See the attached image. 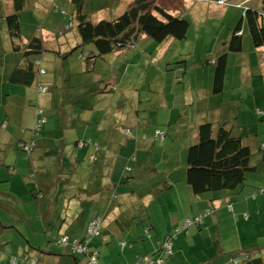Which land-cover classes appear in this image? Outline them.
I'll use <instances>...</instances> for the list:
<instances>
[{"label":"crops","instance_id":"1","mask_svg":"<svg viewBox=\"0 0 264 264\" xmlns=\"http://www.w3.org/2000/svg\"><path fill=\"white\" fill-rule=\"evenodd\" d=\"M20 1L27 2L24 9L17 11L16 7ZM51 2L50 0H0V174L4 172L3 167H6L11 176H17L19 174L17 168L20 169V164L25 165L23 170L29 171V178L33 173L37 175V186L40 189L38 196L40 194L43 196L37 197L39 211H34L37 216H40L42 223L37 232L38 236L41 234L40 239L33 240V245L38 248L31 252L26 247L13 243L18 241L17 236H14L12 241H10L11 238L9 242L5 241L7 231H9V237L13 231L9 230L11 227H3L0 222V264H23L15 263L16 258H13L11 254L22 258L26 253L31 257L39 258L41 264H76L77 262L67 252L59 256L57 250L45 246L44 241L47 237L45 232L52 227L61 226L60 234L66 233L72 238H80L89 219L97 215H104L105 218L103 235L96 243L97 251L101 255L104 254L101 264H134L140 256L158 251L166 237L178 229L185 218L203 214L211 203L208 195L193 194L186 182L185 171L181 169L185 164L188 148L198 141L199 128L202 124L210 122L214 125V129L224 124L236 135L241 136L245 144L254 146L258 141L259 144L254 146L256 150L264 143L260 142L261 139L256 134L253 135L254 139L250 143L242 128L243 121H247L248 118L254 124L256 121L263 120L256 114V110L264 109V82H261V89L256 85H252V89L249 90L243 87L247 84L245 74L249 68L251 69L248 66H251L252 61L248 60V55L240 59L242 64L234 63L239 68V71L235 72V90L229 77V68L231 70L236 68L232 65L233 53L231 52L228 54L225 88L222 95L217 96L213 93L214 70L204 67L202 61H200L202 79L200 78L196 84L184 77L181 81L182 85L176 87L175 79L167 80L169 77L167 74L164 78L155 74H152L150 78H143L142 87L146 92V98L137 106L143 118L148 119L143 130L145 133L152 134L157 124L163 123L167 126L165 131L168 140L162 150V159L160 158L166 165H155V161L151 159L152 150L155 148L150 149L149 146L139 144L136 151L132 143L120 142L118 131L121 129L123 131L124 126L135 122L136 107L122 106L119 101L104 93L106 77L96 75L94 68L84 70L86 67L84 62L76 60L74 55H71L81 45L80 41H73L72 36L63 38L61 48L54 51L57 54L54 60L51 58L49 61L42 54L38 58L33 55L29 60L30 63L33 62V66H30L34 73L32 82H28L22 76L14 79L15 68L20 63H26L22 60L23 53L16 52L15 45L26 46L39 35L36 29H41V27L38 28L40 18L49 19L50 31L52 34L57 33L56 28L59 21L63 19V15L56 9L59 7L67 14L74 10L72 0H64L65 4L60 6L57 1V8L56 6L51 8ZM234 3L237 7L243 5L241 8L243 10L248 4H258L260 1L235 0ZM205 5L197 7L195 11L207 14L208 11L220 13L231 7L225 5V8L218 7L209 3ZM14 13L19 15L22 34V40H14L15 44L10 38L7 20ZM239 13V18H243L244 12ZM59 15L60 18H58ZM246 34L247 37L244 38ZM230 38L231 29L229 28L222 37L219 54L227 51V42ZM145 39L146 37H143L142 40ZM243 40L244 48L239 53H256L260 61L257 68L264 75V49L253 46L245 28ZM53 42L54 40L50 37L44 36L46 48ZM169 42L172 41H168L162 50ZM68 45L70 49L67 48ZM64 50L67 51L63 53ZM69 52L70 57L67 54ZM112 56L110 61L115 62L114 70L116 71L120 69L119 66L124 67V62L128 60L126 51L117 52ZM135 56L132 54L129 60H133ZM216 59L212 53L207 54V65L214 67L213 62ZM36 60L40 65L35 64ZM52 63L53 65H50ZM170 63L167 61L166 66ZM162 64L164 65V59ZM40 69L46 74L42 71L40 74ZM196 69L195 72L201 71L199 68ZM118 72H124L127 75L131 72L129 75L133 79H136L139 74L135 70L131 71L129 64L125 66L124 71ZM90 73L96 75L95 78L89 75ZM41 84L50 86L48 94L39 93L38 88ZM172 85L176 87V91L171 89ZM201 92H204L206 97H200ZM231 92L235 95L227 102L220 103L221 101L217 100L225 99L226 94ZM244 93H247L245 97ZM169 94H174V98H170ZM250 97H253V103L250 102ZM29 107L33 109L28 113L32 116L31 120L24 114ZM38 108L44 109L47 123L40 130L37 138H34L33 128H35ZM65 109H68L67 112H64ZM110 112L112 115H108L111 114ZM236 112L239 113L237 118L239 120L233 122L231 116ZM95 113L100 115L98 122L93 119ZM126 113L131 115L126 116ZM57 114L59 117H56ZM244 114L246 119H242ZM104 116H107V120ZM50 123L55 124L50 126ZM93 124L96 125L92 128L93 132L101 134L96 141L95 137L89 140L98 149L91 145L78 147L79 140L74 144L68 141L66 134L69 130L86 126L90 128ZM2 125L6 128H2ZM87 131L88 128L85 134L89 136ZM33 138L36 139L37 148L31 158L24 157L22 161L19 156L23 153L19 152L17 144L19 141L28 142ZM54 143L61 144L64 148L59 150L58 146L53 145ZM8 147L14 150L16 157L9 151H6L4 157L1 156L2 148ZM87 147H89L87 160L86 157L80 160L79 150ZM135 153L137 161L132 164L133 170L126 174L125 168L121 169L119 165L120 157L127 164V158ZM81 162H83L82 165ZM178 169H181L179 174L172 175L178 172ZM152 172H159L162 177H154L155 181L152 182L149 180L152 179ZM73 174L75 179L72 178ZM144 174L145 176L147 174L146 177L149 178L146 182L142 181L143 177L146 179ZM8 180L12 183H21V180L15 177H10ZM31 180L34 183L33 179ZM168 182L171 184V191H164L163 188L169 184ZM257 188H264V169L254 172L243 188L222 193L221 200L214 203L213 216L205 217L203 225L190 230L188 236L179 235L173 242L174 256L165 258L164 264H230L229 256L226 254L236 255L243 250L257 253V257L264 261V247H261L264 225L261 229L258 228L264 216V194L259 193L260 195L257 196ZM11 195L14 194L11 193ZM3 196L5 197L6 194L0 188V198L4 200ZM228 204L233 205V210H229ZM0 205L9 206L10 204L0 202ZM66 206L69 207L70 212L66 213L67 216L64 213L66 217L64 223L61 215ZM89 207L92 209H88ZM1 216L7 218L4 213H0ZM146 228L151 229L150 240L146 239ZM123 241L132 245V248L121 251L119 245ZM9 244H16V246L7 248ZM40 249L44 253L39 255Z\"/></svg>","mask_w":264,"mask_h":264},{"label":"trees","instance_id":"2","mask_svg":"<svg viewBox=\"0 0 264 264\" xmlns=\"http://www.w3.org/2000/svg\"><path fill=\"white\" fill-rule=\"evenodd\" d=\"M50 7L56 6L57 0H50ZM201 1V0H200ZM199 1V2H200ZM224 1L225 6H235V0H219ZM260 3L253 5H247L244 7V17L240 18L238 23H236L235 28L231 30L230 41L227 42L228 51L221 52L216 61L213 62L214 66V82H213V93L215 95H222L225 88V75L228 65V54L239 53L243 51L244 40H243V29L245 28L250 35L251 41L255 48L264 49V0H258ZM27 1H20L16 10L24 9L25 3ZM262 2V3H261ZM74 10L70 14L64 12L59 7L56 9L57 12L63 15V19L59 21L58 36L68 37L74 31H76V37L73 41L78 40L81 45L74 50L75 52L81 51L77 57L83 61L87 71L91 68L96 69L99 65L107 66L110 71L109 77L105 78L104 82L107 84L104 86L103 91L106 95L111 96L122 106L136 107L134 114L135 122L130 123L129 126H124L122 132H126L127 141L135 146L136 151L138 150L139 144H144L149 146L150 149L156 148L160 143L162 148L166 145L168 140L167 133L165 131V124H157L155 130L152 134L145 133L143 130L148 119L143 118L140 110L137 109L139 103H141L146 98V92L144 91L143 81L137 82L138 79H133L128 74L120 71H124L125 66H128V62H124V67L119 66V70H114L115 62L110 61L113 58V54L122 51H130L134 49L139 41L146 37L145 40L150 39L160 46H164L168 41H179L182 42L187 39L190 32V23L185 17H180L179 15L171 14L165 7L158 4V0H134L127 7L124 6L122 13L117 17L109 20H101L94 23L91 21V14L88 11L90 6V1L87 0H72ZM252 6V7H251ZM242 8V7H241ZM8 27L10 38L15 44L16 39L22 40L21 34V21L18 13L12 14L8 19ZM77 23V24H76ZM38 29H36L37 31ZM41 33V29L39 31ZM43 32V31H42ZM44 32V36L54 40L55 36L52 31ZM33 38L28 45L20 46L15 45L16 52L21 51L23 53L24 61L26 63H20L13 71V77L15 78H26L28 82L34 77V73L31 70V65L29 60L35 55L37 58L46 50L44 44V36L41 34ZM57 35V33H55ZM84 47V48H83ZM74 51L72 53H74ZM70 57L71 53H67ZM68 57V58H69ZM76 58V57H75ZM178 58H175V60ZM101 62V64L99 63ZM178 63V64H176ZM176 63H171L166 67L170 68L175 65L182 64L176 61ZM186 62L183 60V64ZM35 64L38 65L39 61L36 60ZM40 65V64H39ZM186 69V68H185ZM183 69V70H185ZM43 74H46L44 70ZM95 72H97L95 70ZM40 73V74H42ZM40 94H48L50 92V86L41 84L39 86ZM125 91H127L125 93ZM128 92L130 94L128 95ZM132 112V111H131ZM109 113V111H108ZM112 115V112H110ZM133 113V112H132ZM131 115V113H126L125 115ZM256 114L264 120V109H257ZM167 117V115L165 114ZM36 120L35 128H33L34 138H37L40 130L47 123V118L45 117V111L42 108L36 110ZM2 128H6L2 125ZM122 130V129H121ZM137 131V133H135ZM31 141H19L17 149L19 152L23 153L27 157L31 158L32 154L35 152L36 139ZM82 146L91 145L95 149V144L88 141H80L78 143ZM31 146L30 150L27 151V147ZM258 155V160L256 163L253 161V155ZM185 164L181 168L185 171L186 182L191 188L192 192L196 196L210 197V205L206 208L203 214L195 216L193 218H185L180 224L178 229H175L168 235L165 242L161 245L158 251L152 254H146L140 256L134 264H164L165 255L167 257L174 256L173 242L179 237V235L184 234L189 235L190 230L199 228L203 225V220L205 217L213 216L215 207L214 203L221 200L222 193H230L232 191L243 188L247 185L249 179L254 172H257L259 168V163H264V143L261 144L255 151L252 147L245 144L243 138L236 135L233 130L228 128L226 125L222 124L217 129H214V125L210 122L204 123L199 128L198 141L190 146L186 152ZM137 161L136 156H130L125 167V173L129 174L132 170V164ZM161 163V160H160ZM156 163L155 165H162ZM163 163V162H162ZM165 166V165H164ZM178 172L172 173V175H178ZM128 176V175H127ZM145 176V174H144ZM147 176V174H146ZM145 176V177H146ZM31 179H33L36 184V191L32 193L39 194L38 178L35 173L31 174ZM154 177H162L159 172H152V179L146 177L142 181H147L148 179L152 182L155 181ZM169 183V182H168ZM167 186V187H166ZM163 189L164 191H171V184L169 183ZM46 189V188H45ZM47 192V191H46ZM49 192V190H48ZM47 192V195H48ZM257 196L264 194V188H257ZM4 194V193H3ZM6 196L4 200L0 198V202H6V197H13L11 193H5ZM39 198L41 194L38 196ZM115 199V195L112 197ZM229 210H233V205L228 204ZM88 209H92L89 207ZM61 215L62 221L66 220L65 215L69 213V207L66 206ZM248 220V216H246ZM104 215L94 216L89 219L86 224L84 232L82 231L80 238H72L70 235L64 233L60 234L61 226L52 227L46 230L45 235L47 236L44 243L45 246L54 248L57 250V254L63 256L64 252H67L69 256L77 262H84L85 264H91L95 259L98 263L97 254L92 249V244L96 239H100L104 231ZM100 221V233L99 235H93L92 225L94 222ZM53 226V225H52ZM151 229H145L146 239L150 240L152 238ZM167 245H171V250H168ZM80 248L83 252H80ZM121 251L125 249L132 248L128 242H121L119 245ZM39 255L43 254L42 249L39 250ZM38 253V252H37ZM229 256L230 264H264L262 258L257 257V253L250 250H243L238 254L227 253ZM71 258V259H72ZM15 263L20 262L23 264H41L39 258L31 257L27 253L24 254L22 258L15 259ZM76 263V264H77Z\"/></svg>","mask_w":264,"mask_h":264},{"label":"rangeland","instance_id":"3","mask_svg":"<svg viewBox=\"0 0 264 264\" xmlns=\"http://www.w3.org/2000/svg\"><path fill=\"white\" fill-rule=\"evenodd\" d=\"M59 6L65 4L64 0H57ZM90 1V6L89 12L91 14V21L94 23L99 22L101 20H109L113 19L114 17H117L122 13L123 7L126 5V7L132 3L134 0H87ZM131 1V2H129ZM158 0V4L165 7L171 14L173 15H179L180 17H185L189 23H190V32L188 34V37L186 40L179 42V41H172L169 42L166 48L162 50L163 46L158 45L157 43L153 42L150 39L147 40H142L139 41L138 45L134 49H130V51H126V54H128V64L131 65V71L135 70V72H139L138 76L136 77L137 82H140L141 80H144L143 78H150L152 74H155L156 76L159 77H165L167 74L168 79L167 80H174L176 81V87L178 85H182L181 81L183 80L184 77L189 78L194 84L202 77V68H200V61L204 63V67H210L211 69L214 70V67L211 65H207L206 63V57L207 54L214 55V59L219 54L220 50V44L222 41V37L225 35V33L229 30H233L235 28L237 21L240 20V13L239 12H244V10H241V7L243 5L237 6H231L230 8L226 9L224 12H218V11H208L207 13H199L196 12L197 7L199 6H204L206 4H212L218 7H224V1H206V0ZM258 1V0H256ZM129 2V3H128ZM208 6V5H205ZM56 6L55 8H57ZM239 8V9H238ZM217 10V9H216ZM61 16L59 15L58 18ZM77 24V23H76ZM41 27V34L44 35V32L50 31V20L46 18H40L39 19V26L38 28ZM229 27V28H228ZM39 31V30H37ZM43 31V32H42ZM76 31H74L69 37L72 36V39L74 40L76 37ZM248 32V28H247ZM55 39L54 42L51 44H48V47L46 48L47 51L43 52V56L47 58V60H54L56 59L57 54L54 53L55 49L59 50L61 48V42H63L64 36L59 37L58 32L57 35L54 34ZM247 37V34L245 35L244 38ZM78 44V43H77ZM76 44V45H77ZM70 45H68L67 48H69ZM70 49V48H69ZM67 50H64L66 52ZM228 51V48H227ZM81 51L79 52H74L71 55H74L76 57V60H80L77 57V54L79 55ZM132 54H135L136 56L133 58V60H129L132 57ZM249 55V56H248ZM260 55V54H259ZM245 56H248V60L251 59V69L249 68L245 74V77L247 79V84L244 85L246 90L252 89V85H256L257 88L261 89V82H264V75L259 72L257 65L258 63L260 64V61L258 60L257 54L256 53H248L246 52L245 54L243 53H233L231 55V61L232 65L235 64H242L240 61L241 58H244ZM250 56H252L250 58ZM175 58H178L175 60ZM234 58V59H233ZM156 59V61H155ZM164 59V65L162 64V60ZM233 59V60H232ZM83 58V62H84ZM181 62L182 64L180 65H175L173 67H166V62L169 61L171 63H176V61ZM183 60L186 62L183 64ZM101 64V62H99ZM170 63V64H171ZM168 64V65H170ZM178 64V63H176ZM50 65H53L50 64ZM194 66V67H192ZM236 68L234 70H230V82L235 89L236 83H234L235 79V72L239 71V68L235 66ZM161 70H158V69ZM167 68V69H166ZM186 68V69H185ZM199 68L201 71L195 72ZM233 68V67H232ZM241 68L243 66L241 65ZM185 69V70H183ZM169 70L170 72H166ZM96 75L99 76H104V77H109L110 75V69L107 66L99 65L96 68ZM131 74V72L129 73ZM89 75H93V78H95L96 75L93 73H90ZM244 74H242L243 76ZM158 77V78H159ZM202 79V78H201ZM186 84V82L184 83ZM264 84V83H263ZM238 85V84H237ZM235 86V87H234ZM176 87L174 85L171 86V89L173 91H176ZM200 87H202L200 85ZM236 90V89H235ZM174 94H169L168 96L170 98H174ZM235 95L233 92L226 94L225 99H217L218 101L227 102L230 97H233ZM247 95V93H244V97ZM206 97L204 92H201L200 97ZM250 102L253 103V97H250ZM77 109V108H75ZM33 109L31 107L26 109V112L24 113L26 117H28L31 120L32 116H29L28 113H30ZM68 109H65L64 112H67ZM236 111V110H235ZM63 112V113H64ZM55 113V112H52ZM252 112H250L251 114ZM239 113L236 112L233 116H231V121L237 122L239 119L238 118ZM56 117H59L57 114ZM93 118L95 122H98L100 120V115L98 113H95L93 115ZM104 119L107 120V116H104ZM242 119H246V115L244 114V117ZM55 123H50V126H54ZM96 125H92L90 128L88 126L84 128H73L72 130H69L68 133L66 134L68 141L73 142L72 144L76 143V141H88L89 139H92V137H95L98 139L101 133L95 134L93 132L94 128ZM88 128L87 136L85 134L86 129ZM242 128L245 130V135L248 137V141L252 143L254 136H258L261 141L264 142V120L262 121H256V124L248 118L247 121H243ZM120 131V132H119ZM119 138L120 142L123 144L127 143V134L124 131L123 133L121 132L122 130H119ZM137 133V131L135 132ZM256 138V137H255ZM85 139V140H84ZM105 139V138H104ZM257 139V138H256ZM171 142V141H170ZM105 143H108L105 141ZM259 144L258 141H256V146ZM54 146H58L59 150L63 149L64 147L61 144L54 143ZM254 145V146H255ZM254 146L251 145L252 150L255 151ZM2 154L1 156L4 157L6 155V151L11 152V154L14 152V150L10 147L7 149L2 148ZM89 147L83 148L79 150L80 152V160H82L84 157H86L87 160V154H88ZM163 148L162 144H158L155 149L152 151V156L151 159L154 160L156 163H160V158L162 159L161 155L163 153ZM110 152L112 151L111 148L109 150ZM162 151V152H161ZM8 154V155H11ZM14 157H16V153L12 154ZM136 156L135 154H131L130 156ZM129 156V157H130ZM10 157V156H9ZM20 159L23 161L27 156L24 154H20ZM25 157V158H24ZM128 157V158H129ZM127 158V160H128ZM177 157H175L176 159ZM258 155L255 153L253 155V161L256 163L258 160ZM68 159V157H67ZM180 157L178 156V161ZM69 160V159H68ZM79 160V161H80ZM126 160V163H127ZM8 161H10L8 159ZM176 161V160H175ZM83 162H81V165ZM163 166L166 165V163H161ZM176 162L174 163V165ZM121 169L125 168L126 164L124 160L120 157V163H119ZM159 165V164H158ZM17 168V167H16ZM25 168V165L20 164V169L17 168L19 171L17 176H11L7 172V168L3 167L4 172H1V183H0V188L3 189L5 193H12L14 194L13 197H6L7 200L6 202H9V206H3L0 205V213L6 214L7 218L0 217V222L3 225V227H11L13 233L10 235L7 231V234L5 236V241L9 242V238H11L10 241L14 238V236H17L18 241L13 243H16L17 245H21V247H26L28 250L31 252H34L33 250H36L38 247H35L33 245V240L39 238L41 234H37L39 226H42L40 216H37L34 211L37 212L39 211V206H38V195L35 193H32V191H36V185L35 183L32 182L31 178H29V171L23 170ZM258 169H264V163L260 162L259 163V168ZM23 171V172H22ZM252 176V175H251ZM10 177H15L21 180V183H16V182H10L8 179ZM72 178L75 179L74 174L72 175ZM78 183V182H75ZM43 197V196H42ZM264 225V216L262 217V223L261 225L258 226L259 229H261ZM16 234V235H14ZM185 235V233L183 234ZM186 236V235H185ZM98 239H96L93 244H92V249L93 251L97 254L98 258V263L101 264V259H103V255L97 251V245L96 243ZM189 240V239H187ZM258 240V239H257ZM249 242V241H248ZM259 242V241H258ZM261 243L263 244L261 247H264V233L261 238ZM16 244H9L7 245V248L16 246ZM28 252V251H27ZM13 258L19 259L20 256H16L11 254ZM166 258V255H165ZM97 263V261H94ZM93 264V261H92ZM129 264V263H128Z\"/></svg>","mask_w":264,"mask_h":264},{"label":"built area","instance_id":"4","mask_svg":"<svg viewBox=\"0 0 264 264\" xmlns=\"http://www.w3.org/2000/svg\"><path fill=\"white\" fill-rule=\"evenodd\" d=\"M30 148H31V146H28L27 147V151H29L30 150ZM99 223H100V221H96V222H94V224L92 225V232L94 233L93 235H99V233H100V226H99ZM167 248H168V250H171V245H167ZM80 252H83V250L80 248ZM94 261H96L95 259L93 260V264H97V263H95ZM92 264V263H91Z\"/></svg>","mask_w":264,"mask_h":264}]
</instances>
